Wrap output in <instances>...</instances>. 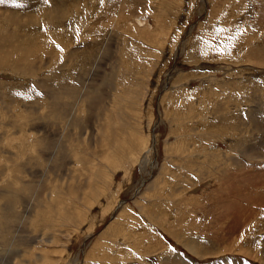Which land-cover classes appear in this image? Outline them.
Wrapping results in <instances>:
<instances>
[{
    "label": "rangeland",
    "instance_id": "obj_1",
    "mask_svg": "<svg viewBox=\"0 0 264 264\" xmlns=\"http://www.w3.org/2000/svg\"><path fill=\"white\" fill-rule=\"evenodd\" d=\"M5 1L0 195L24 198L0 208V264H264V0H50L42 23L45 1ZM27 34L30 65L5 52Z\"/></svg>",
    "mask_w": 264,
    "mask_h": 264
},
{
    "label": "bare ground",
    "instance_id": "obj_2",
    "mask_svg": "<svg viewBox=\"0 0 264 264\" xmlns=\"http://www.w3.org/2000/svg\"><path fill=\"white\" fill-rule=\"evenodd\" d=\"M43 2L45 1V4L43 5V7L42 8H39L38 9V11L36 10V13H35V15H34V17L32 18V17H28V18H32V19H34L35 21H37V22H41L42 23V21L44 20V14L42 15V16H39V14H40V12H41V10L43 9V8H46V7H48V6H45L50 0H42ZM127 1H132L130 4H134V0H126V2ZM6 2V1H5ZM69 2H70V4H71V6H73L75 3H74V1H72V0H69ZM114 2H115V0H114ZM62 3H63V0L62 1H60L59 2V4L58 5H55L54 6V9H59L60 8V6L62 5ZM35 4V3H34ZM33 4V5H34ZM37 4V3H36ZM41 4V3H40ZM136 4H137V2H136ZM4 5H6V6H9L10 4H4ZM24 5V4H23ZM80 5V4H79ZM42 6V5H41ZM45 6V7H44ZM24 7V9L26 8V7H28L27 5H24L23 6ZM40 7V6H39ZM85 7L87 8V11L89 10V5L86 3V5H85ZM113 7H114V4H113V2H109V4H107L106 5V9H107V11L109 12L110 10H112L113 9ZM116 8V7H115ZM134 9H136V7L134 6V5H127V6H125L124 7V9H123V13H125L126 12V10L128 11V13L129 12H131V13H133V11H134ZM48 10H45L44 11V13H46ZM51 12L52 13H48V14H50L51 15V20L50 21H48V22H46V23H48V24H62V22H67L68 20H71V16H73V14H71L70 12H62V13H60V12H58V11H52L51 10ZM115 12H117V11H115ZM122 13V14H123ZM83 15V11H81V12H79V14L78 15ZM127 14V13H126ZM12 15V14H11ZM88 14H86V16H87ZM37 16V17H36ZM120 15H118V17H119ZM124 17V16H123ZM122 17V18H123ZM127 17V16H126ZM126 17H125V19H126ZM47 18V17H46ZM46 20V19H45ZM20 22H22V21H20ZM29 22V27H33V26H31V24H32V22L31 21H28ZM27 22V23H28ZM1 23V22H0ZM18 23V22H17ZM23 23H25V21H23ZM7 23H4V24H0V32L2 31V27L3 26H5ZM10 24V23H9ZM12 24V23H11ZM14 24V23H13ZM16 24V23H15ZM101 23H100V21H99V18L97 17L96 18V21H95V23L93 24V26L90 28V30H88L87 29V32H86V34H84V38L83 39H85V40H87V38L90 40V39H92L93 37L95 38V39H97V37H98V31L99 30H103L104 28L102 27V25H100ZM8 25V24H7ZM16 25H18L19 26V23L18 24H16ZM22 25V24H21ZM42 25V24H41ZM23 26V25H22ZM13 27V26H12ZM20 28H21V26H19ZM19 27H17V28H19ZM24 27H25V25H24ZM8 30V29H7ZM33 30V29H32ZM22 32V31H21ZM16 34V33H15ZM21 34V33H20ZM26 33H25V31H24V35H25ZM19 35V34H18ZM251 35H252V33H251ZM8 36V35H7ZM14 36V35H13ZM65 36V35H64ZM16 37H18L17 35H16ZM34 37V36H33ZM3 38V37H2ZM9 38V37H8ZM10 38H12L11 36H10ZM19 38V37H18ZM4 39H6V38H4ZM88 41V40H87ZM240 42V41H239ZM13 43H16L15 45H11V46H9L7 49H5V52H12L13 50H14V48L16 47V46H18L15 50L16 51H14V52H18L19 51V53H21L22 55H23V57H22V61H24L25 62V60L26 59H28V61L26 62V63H29V65H30V63H31V58H33L34 56H33V54H37V52L40 50V47H38V48H36V47H34L32 44H30V43H33V40H32V36H29V34H27L25 37H23V38H21V39H17V40H15ZM12 43V44H13ZM10 45V44H9ZM89 44H87L86 46H84V47H87ZM4 46V45H3ZM90 47H88L87 49H88V51H90V49H89ZM3 49H4V47H0V56H4V57H6V55H10V54H7V53H5L4 55H2V52H4L3 51ZM86 49V50H87ZM42 52V51H41ZM85 53H82V54H84V55H81V56H79L80 58L77 60V58H75L74 57V55H71V57L72 58H74V60H75V64H73L74 66H72V68L71 69H73L74 71L73 72H75L76 74L79 72V71H82L84 68V66H85V63H86V61H87V58H88V56H89V53L87 52V51H84ZM38 54H40V52L38 53ZM72 54H74V53H72ZM80 55V54H79ZM0 59H2V57H0ZM22 66V65H21ZM20 66V69H23V70H27L28 68H27V65L26 64H24L22 67ZM74 73V74H75ZM70 74V73H69ZM69 74H68V76H69ZM72 75V74H71ZM48 77H50L49 78V80H46L45 81V79H44V82H43V86H45L46 88H48V89H50L51 91H53V92H55V93H57L58 94V96H60V97H64L65 95H73V93L75 92L76 93V91H75V88H74V86H72V85H76V83L75 82H77L76 80L74 81V84L73 83H70V81H71V79H67V76L66 75H61V73L59 74H52V76H48ZM47 77V78H48ZM51 77H52V79H51ZM75 78H76V76H74ZM73 78V77H72ZM232 83V82H231ZM243 83V82H242ZM226 84V83H225ZM14 87V86H13ZM250 88V87H249ZM22 90H24V89H22ZM11 96H12V98H14V100L16 101L17 100V102H18V104H21V103H26V105H27V103H28V99H23V100H21V99H19V98H17L16 96H14V95H12V92H11ZM19 96L20 97H22L23 98V94L19 91ZM89 97V96H88ZM74 98V97H73ZM73 98H71V99H73ZM94 97L93 96H91L90 95V101H94ZM18 100H21V101H18ZM43 101V100H42ZM51 104V103H50ZM53 104V103H52ZM59 105V104H58ZM61 105H62V103H61ZM61 105H60V108H61V110H62V107H61ZM47 106V105H46ZM49 106V105H48ZM65 106V105H64ZM53 107V106H52ZM55 108V107H54ZM53 108V109H54ZM34 109V108H33ZM33 109H28V108H26L25 110L27 111V112H25L26 113V115H32L34 112H37L36 110H33ZM50 109H51V107H50ZM53 109H51L52 111H53ZM56 110H57V108H56ZM58 110H60V109H58ZM60 110V111H61ZM59 111V112H60ZM59 112H57V113H59ZM51 113V112H50ZM62 113V112H61ZM60 113V114H61ZM56 114V113H55ZM46 115V114H45ZM50 115V114H49ZM46 116H48V114L46 115ZM224 121V120H223ZM227 123V122H226ZM230 127V126H229ZM83 133V131H80L78 134H82ZM50 139V138H49ZM52 140V139H51ZM46 142L49 144V145H52V143L53 142H50L49 140H46ZM37 143V141L35 142V144ZM54 145V144H53ZM131 145V144H130ZM62 148V147H61ZM65 150V149H64ZM63 151V150H62ZM23 152L25 153L26 152V150L23 148ZM58 152V151H57ZM28 153V152H27ZM114 153H117V151H115ZM37 160H38V158H37ZM37 160H34V162H35V165H38V162H39V160L37 161ZM29 161H30V158H29ZM32 162V161H31ZM29 164V163H28ZM25 166V165H24ZM21 170V169H20ZM25 170H26V167H25ZM24 170V171H25ZM17 171V170H16ZM27 171V170H26ZM31 171V170H30ZM17 181V180H16ZM264 182V181H263ZM32 184V183H31ZM23 185V184H22ZM22 185H21V187H22ZM26 186H28V184H25ZM66 185V184H65ZM262 185V184H261ZM19 186V185H18ZM81 187V186H80ZM4 188H9V190L7 191V193L6 194H4V195H0V202H2V200H3V206H0V208H5V209H12V208H14L15 207V205H16V203L17 202H21L22 200H23V198L24 197H22V194L20 195V193H19V189H18V187L16 186V183H15V181H9V182H7L6 183V185H5V187ZM23 188V187H22ZM25 188V187H24ZM97 188V187H96ZM95 190V192L97 193L98 192V190L97 189H94ZM4 192V191H3ZM24 193H27L28 195L30 194V192H29V188H27V189H25V191H24ZM27 195V196H28ZM85 197V196H84ZM10 212V210H4V211H2L1 213H0V216L1 215H5V214H7V213H9ZM37 219V218H36ZM40 221V220H39ZM33 222H35V219L33 220ZM42 224L43 225H41V226H43L42 228H47V225H45L46 223L44 222V220H42ZM39 225V224H38ZM40 226V225H39ZM50 229V228H49ZM12 233L13 232H9V233H5L4 234V236H2V237H0L1 239H0V243H2L3 244V241L4 242H6V246L8 247V246H10V244H12V241H13V236H12ZM2 251H0V253H1ZM34 258V257H33ZM40 261L41 259L39 258H35V263L36 264H38L39 262H37V261ZM24 261V260H23ZM23 261H21V262H19V264H22L23 263ZM34 263V264H35ZM3 264V263H2Z\"/></svg>",
    "mask_w": 264,
    "mask_h": 264
},
{
    "label": "snow or ice",
    "instance_id": "obj_3",
    "mask_svg": "<svg viewBox=\"0 0 264 264\" xmlns=\"http://www.w3.org/2000/svg\"><path fill=\"white\" fill-rule=\"evenodd\" d=\"M3 2H5V0H0V3H3ZM13 2H14V0H13Z\"/></svg>",
    "mask_w": 264,
    "mask_h": 264
}]
</instances>
